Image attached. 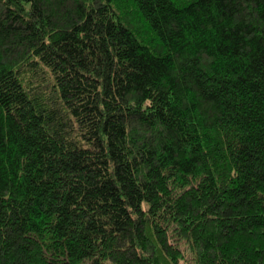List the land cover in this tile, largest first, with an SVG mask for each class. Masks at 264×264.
I'll use <instances>...</instances> for the list:
<instances>
[{
  "label": "trees",
  "instance_id": "trees-1",
  "mask_svg": "<svg viewBox=\"0 0 264 264\" xmlns=\"http://www.w3.org/2000/svg\"><path fill=\"white\" fill-rule=\"evenodd\" d=\"M264 264V0H0V264Z\"/></svg>",
  "mask_w": 264,
  "mask_h": 264
},
{
  "label": "rangeland",
  "instance_id": "rangeland-1",
  "mask_svg": "<svg viewBox=\"0 0 264 264\" xmlns=\"http://www.w3.org/2000/svg\"><path fill=\"white\" fill-rule=\"evenodd\" d=\"M172 242L179 248L182 250V252L184 253V256L186 258L187 264H195L194 261V257L192 252L189 249L188 244H186L185 241H179L175 238H172ZM84 264H90V262H86Z\"/></svg>",
  "mask_w": 264,
  "mask_h": 264
}]
</instances>
